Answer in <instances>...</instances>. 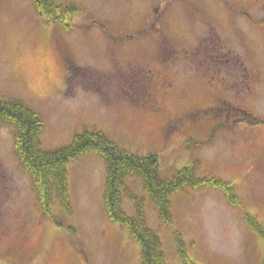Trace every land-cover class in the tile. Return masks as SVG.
<instances>
[{
	"label": "rangeland",
	"instance_id": "obj_1",
	"mask_svg": "<svg viewBox=\"0 0 264 264\" xmlns=\"http://www.w3.org/2000/svg\"><path fill=\"white\" fill-rule=\"evenodd\" d=\"M55 2L81 9L64 30L32 0H0V100L38 115L45 150L96 131L134 155L155 154L161 177L189 168L229 182L238 206L216 188H184L169 197L168 227L138 179L125 186L169 264H183L174 234L193 264H264L262 238L244 217L264 228V0ZM146 71L163 88L161 112L135 89ZM15 136L0 124V264H141L127 227L106 215L100 155L67 164L71 212L55 200L45 215ZM129 198L123 191L131 216Z\"/></svg>",
	"mask_w": 264,
	"mask_h": 264
},
{
	"label": "trees",
	"instance_id": "obj_2",
	"mask_svg": "<svg viewBox=\"0 0 264 264\" xmlns=\"http://www.w3.org/2000/svg\"><path fill=\"white\" fill-rule=\"evenodd\" d=\"M32 2L40 15L47 21L62 26L63 30L68 28V21L72 15L81 13L80 8L70 4L60 6L55 0ZM255 121L250 120L252 123ZM0 124H10L16 129L15 152L19 162L31 176L34 191L45 215L50 214L55 200L60 208L71 212L66 166L86 153H98L106 167L104 191L106 215L112 222L127 227L130 237L140 246L141 264L169 263L162 251L159 236L146 224L143 201L126 190V178L132 176L141 182L142 190L154 205L160 221L166 226L171 222L169 197L184 188L210 186L221 190L230 205H239L234 187L229 182L215 177L201 180L195 177L189 168L176 171L169 177H161L159 161L155 154L134 155L118 147L101 132L77 134L69 145L45 150L39 141L42 122L38 115L21 101L0 100ZM123 191L130 197L134 215L129 216L122 209ZM244 217L251 228L261 236L264 247V228L247 213ZM51 218L55 220V217ZM174 241L180 261L183 264H193L187 256L179 234H174Z\"/></svg>",
	"mask_w": 264,
	"mask_h": 264
},
{
	"label": "flooded vegetation",
	"instance_id": "obj_3",
	"mask_svg": "<svg viewBox=\"0 0 264 264\" xmlns=\"http://www.w3.org/2000/svg\"><path fill=\"white\" fill-rule=\"evenodd\" d=\"M140 80V83H136L137 88L135 89L144 91L142 93L144 106L153 112H161L163 109L160 104L159 94L163 88L153 83V76L150 71L143 72ZM132 87L134 88L133 84H131V89Z\"/></svg>",
	"mask_w": 264,
	"mask_h": 264
}]
</instances>
